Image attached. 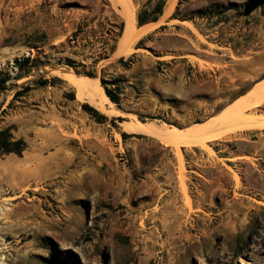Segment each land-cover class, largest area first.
<instances>
[{
    "label": "rangeland",
    "instance_id": "1",
    "mask_svg": "<svg viewBox=\"0 0 264 264\" xmlns=\"http://www.w3.org/2000/svg\"><path fill=\"white\" fill-rule=\"evenodd\" d=\"M159 1L127 0L137 17ZM165 1L121 56L122 4L0 0V130L28 146L0 157V264H264L263 128L178 148L127 129L185 133L263 85L264 0ZM62 73L106 80L116 112Z\"/></svg>",
    "mask_w": 264,
    "mask_h": 264
},
{
    "label": "bare ground",
    "instance_id": "2",
    "mask_svg": "<svg viewBox=\"0 0 264 264\" xmlns=\"http://www.w3.org/2000/svg\"><path fill=\"white\" fill-rule=\"evenodd\" d=\"M113 4L116 5L122 4L123 5V13L126 18V28L121 38V42L119 44L118 54L124 53L128 55L131 53V44L133 43L134 39L138 38L139 36L146 34L148 31L152 30L156 25H158L161 21L157 22L156 24H151L138 30L137 27V16L136 12L131 8L128 7V2L124 0H112ZM128 6H127V5ZM121 5V6H122ZM172 7L168 8L165 14L170 13ZM62 78L71 83L74 88L76 89L77 99L79 101H85L92 103L96 108L101 111H105L110 115L114 114L116 111L110 109L114 106L108 96L105 94L103 87L99 84L98 80H90L85 77L76 76L72 73H62ZM251 93V94H250ZM250 96H245L242 100L239 98L236 104L230 110L226 111L224 114H220L217 116V119L209 120L206 123L195 124L190 131L183 133L181 130L175 128L174 130H157L150 126V124H145L141 121H134L132 123H127V129L131 132L141 135H148V136H155L157 137L161 144L166 147H179V146H194L199 143L203 142V138L207 137L212 140L215 138L216 140L221 139L222 137H226L230 132H238L239 130L242 131H252L257 130L259 128L264 129V118L262 119H254L244 115L246 109L252 106H258L262 102H264V84H259L255 90L249 92ZM219 117V118H218ZM220 126V131L222 132V136L212 135V131L217 127ZM230 126L231 131L229 132L227 129L223 127ZM228 128V127H227ZM229 129V128H228ZM230 130V129H229ZM186 131V130H185ZM215 132V131H214ZM214 134V133H213ZM231 134V133H230ZM154 137V138H155ZM207 139H205L207 141ZM214 139V140H215ZM223 139V138H222ZM202 140V142H201ZM209 140V139H208ZM159 142V143H160ZM200 145V144H199ZM205 146L206 144L202 143L201 146ZM203 146V147H204ZM198 147V146H196ZM206 147V146H205ZM176 149V148H175ZM179 151V149L177 150ZM211 152V151H210ZM39 165V164H38Z\"/></svg>",
    "mask_w": 264,
    "mask_h": 264
},
{
    "label": "trees",
    "instance_id": "3",
    "mask_svg": "<svg viewBox=\"0 0 264 264\" xmlns=\"http://www.w3.org/2000/svg\"><path fill=\"white\" fill-rule=\"evenodd\" d=\"M166 5V1L165 0H160L154 7V9L151 12V15H148L146 12H140L138 14L137 17V23L138 26H143L146 25L148 23H152V22H158L160 17L163 15L164 13V7ZM175 18V17H173ZM124 28L122 29V33H123ZM142 41H140L141 43ZM139 43V44H140ZM114 51H112V53H114ZM123 60V59H122ZM18 62V61H17ZM25 63L30 64V63H34L35 59H31L30 57H27L23 60V62H21L19 69L21 71L24 70V68L22 67V65ZM32 67H34L35 65H31ZM28 73V71H24L23 75H18L17 77H15L16 79H21L22 77H24L26 74ZM9 79H2L1 84H5ZM50 83V81L48 79H44V77L40 78L35 84H39L40 86H46ZM102 85L105 87L106 89V95L108 96V98L111 100L112 103L116 104V105H120V98L119 95L114 94L112 91H110L109 89H107V84L108 82L104 79L101 80ZM22 90L18 91L15 95V98L30 92L32 90V86L31 84H26L24 86H22ZM25 92V93H24ZM83 108L88 111V112H93L96 116H99L101 119H105L106 116L102 115L99 113V111L93 107H91L89 104H83L82 105ZM116 120H118L119 122H123L125 121V119L123 117H118ZM113 122H115V119H113ZM123 136H126V133H123ZM27 143L24 139L19 138L17 139L13 132H12V128L11 127H7L5 129L0 130V157L3 155H7V154H16L18 156H22V154L25 152V150L27 149Z\"/></svg>",
    "mask_w": 264,
    "mask_h": 264
},
{
    "label": "crops",
    "instance_id": "4",
    "mask_svg": "<svg viewBox=\"0 0 264 264\" xmlns=\"http://www.w3.org/2000/svg\"><path fill=\"white\" fill-rule=\"evenodd\" d=\"M126 2H127V1H126ZM127 4H128V3H127ZM127 4H126V5H127ZM128 5H129V4H128ZM128 5H127V6H128ZM128 7H130V5H129ZM123 9H124V8H123ZM156 23H157V22H156ZM156 23H155V22H152V23H148V24L143 25V26H138V23L136 22L137 27L139 28L138 30H141L142 28H144V27H146V26H149V25H151V24H156ZM125 28H126V22H125V25H124L123 34H124V32H125ZM153 29H154V28H153ZM150 31H151V30H150ZM150 31H148V32H150ZM148 32H147V33H148ZM147 33H146V34H147ZM123 34H122L121 38L123 37ZM146 34H143V35L139 36L138 38L134 39L133 43L136 42L137 40L143 38L144 35H146ZM120 42H121V40H120ZM120 42H119V44H120ZM133 43H132V44H133ZM119 44H118V48H117V50L115 51L114 54L124 56V55H125L124 53L118 54ZM132 44H131V46H132ZM255 89H256V87L253 88L251 91H253V90H255ZM251 91H250V92H251ZM205 123H206V122H205Z\"/></svg>",
    "mask_w": 264,
    "mask_h": 264
}]
</instances>
